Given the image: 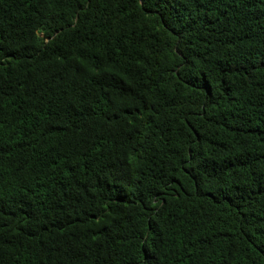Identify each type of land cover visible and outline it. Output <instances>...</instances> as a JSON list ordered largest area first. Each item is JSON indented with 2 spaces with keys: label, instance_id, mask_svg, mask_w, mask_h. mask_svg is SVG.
I'll use <instances>...</instances> for the list:
<instances>
[{
  "label": "trees",
  "instance_id": "16d2710c",
  "mask_svg": "<svg viewBox=\"0 0 264 264\" xmlns=\"http://www.w3.org/2000/svg\"><path fill=\"white\" fill-rule=\"evenodd\" d=\"M0 264H264V0H0Z\"/></svg>",
  "mask_w": 264,
  "mask_h": 264
}]
</instances>
